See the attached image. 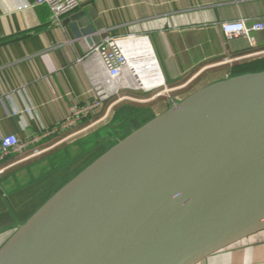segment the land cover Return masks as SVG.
<instances>
[{"label": "water", "instance_id": "95a60500", "mask_svg": "<svg viewBox=\"0 0 264 264\" xmlns=\"http://www.w3.org/2000/svg\"><path fill=\"white\" fill-rule=\"evenodd\" d=\"M86 54L92 6L63 22ZM73 176L0 247V264H197L264 229V70L200 86Z\"/></svg>", "mask_w": 264, "mask_h": 264}, {"label": "crops", "instance_id": "0c3cea01", "mask_svg": "<svg viewBox=\"0 0 264 264\" xmlns=\"http://www.w3.org/2000/svg\"><path fill=\"white\" fill-rule=\"evenodd\" d=\"M80 2L61 25H54L46 5L0 0V137L15 134L27 142L26 148L0 160V247L18 225L113 145L119 126L132 117L143 124L167 108L168 102L155 101L162 86L182 98L224 77L264 70L262 64L255 69L246 65L264 58V30L252 32L249 40L229 38L220 28L224 21H264V0ZM88 6L109 36L146 37L163 77L160 87H132L125 73L124 83L113 85L99 60L85 57L63 22ZM235 66L241 69L233 72ZM100 87H108V93L99 107L71 119L74 110L97 99ZM125 99L142 107L122 104ZM144 106L153 113L142 112ZM197 264H264V229Z\"/></svg>", "mask_w": 264, "mask_h": 264}, {"label": "built area", "instance_id": "2783aa9c", "mask_svg": "<svg viewBox=\"0 0 264 264\" xmlns=\"http://www.w3.org/2000/svg\"><path fill=\"white\" fill-rule=\"evenodd\" d=\"M34 5H46L49 7L51 16L50 21L54 25H61L62 19L70 12L77 9L80 0H33ZM223 33L231 38L237 36H245L250 40L252 32L264 30V21L256 20L248 25L243 19L236 21H224L221 23ZM132 37H113L107 36L98 44L92 46L85 57H95L101 63L108 77L113 81V85H121L127 57L122 44ZM134 38V37H133ZM136 38V37H135ZM108 93V87H100L97 89V99L86 106L73 111L71 119L84 117L92 109L99 107ZM27 142L21 141L15 134L0 137V160L6 156L18 152L27 146Z\"/></svg>", "mask_w": 264, "mask_h": 264}, {"label": "bare ground", "instance_id": "6f19581e", "mask_svg": "<svg viewBox=\"0 0 264 264\" xmlns=\"http://www.w3.org/2000/svg\"><path fill=\"white\" fill-rule=\"evenodd\" d=\"M122 46L127 57L124 67L127 81H132L137 86L147 89L160 87L164 82L163 77L157 65L154 51L146 37L130 38Z\"/></svg>", "mask_w": 264, "mask_h": 264}, {"label": "rangeland", "instance_id": "374dc122", "mask_svg": "<svg viewBox=\"0 0 264 264\" xmlns=\"http://www.w3.org/2000/svg\"><path fill=\"white\" fill-rule=\"evenodd\" d=\"M206 79V78H205ZM131 82V83H130ZM128 81V84L130 85V86H132V87H138L137 86V84L136 83H133L132 81ZM135 84L134 86H133V84ZM185 87H188L187 85L185 86ZM162 89H161V91H162V95H158L157 97H155V101H157V104L159 103V104H163V105H167V102H168V100H169V97L172 95V97H173V93L174 92H166V91H164L163 89V86L161 87ZM160 89V88H159ZM158 89V90H159ZM183 89H186V88H183ZM156 92V91H155ZM179 92V91H178ZM161 93V92H160ZM155 94H157V93H155ZM173 98H175V99H180V97H178V96H175V97H173ZM126 102H129V103H131V104H133L134 106H140V107H142V105L141 104H143V103H141V102H135V101H133V100H131V99H125V100H123L121 103L122 104H125ZM126 105V104H125ZM126 109V108H125ZM125 109H123L124 110V112L126 111ZM142 112H148L149 114L150 113H153L149 108H148V106H144V109H142L141 110ZM148 113H146V114H148Z\"/></svg>", "mask_w": 264, "mask_h": 264}, {"label": "trees", "instance_id": "16d2710c", "mask_svg": "<svg viewBox=\"0 0 264 264\" xmlns=\"http://www.w3.org/2000/svg\"><path fill=\"white\" fill-rule=\"evenodd\" d=\"M258 64H262L264 65V58L263 59H257L256 61H252L250 62L249 64H246L248 66H255V67H252L251 69H255L258 67ZM248 66L244 67V68H247ZM241 69L240 66H235L232 68V71L233 72H238L239 70Z\"/></svg>", "mask_w": 264, "mask_h": 264}]
</instances>
